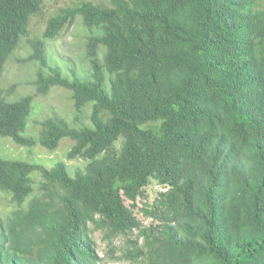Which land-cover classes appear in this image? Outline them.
<instances>
[{
  "label": "trees",
  "instance_id": "trees-1",
  "mask_svg": "<svg viewBox=\"0 0 264 264\" xmlns=\"http://www.w3.org/2000/svg\"><path fill=\"white\" fill-rule=\"evenodd\" d=\"M75 1L27 41L29 58L46 66V41L79 17L96 31L89 50L106 55L90 80L52 67L36 81L39 95L93 102L92 127L51 117L34 140V97H0V137L52 152L67 138L68 158L89 163L71 175L0 158L16 207L0 221V264H98L91 225L108 239L137 230L130 264H264V0ZM43 12L44 0H0V77ZM152 180L164 190L142 209L145 227L135 210Z\"/></svg>",
  "mask_w": 264,
  "mask_h": 264
},
{
  "label": "rangeland",
  "instance_id": "rangeland-1",
  "mask_svg": "<svg viewBox=\"0 0 264 264\" xmlns=\"http://www.w3.org/2000/svg\"><path fill=\"white\" fill-rule=\"evenodd\" d=\"M101 3L102 0H93ZM107 1V0H104ZM78 6L75 0H44V12L41 16L35 17L32 21L31 32L28 39L23 41L20 49L16 51L6 64L4 72L0 77V97L7 102H15L27 96L34 97L33 110L29 117L25 137L38 139L41 124L47 118L55 117L63 119L73 128L92 127L91 114L94 103L89 102L82 109L75 106L72 92L55 87L47 95L37 94L38 73L49 74L50 68H58L64 78L74 81H87L92 78V62L94 59L104 63L106 51L104 46H99L96 55L89 50V38L95 35L90 29L85 28L82 19L79 17L71 25L64 28L61 34L53 40L46 41L47 64L41 66L40 63L30 60L33 51L29 50L28 40L41 37L45 31L49 17L56 14L61 9ZM106 89L110 91V75L106 73ZM116 149L122 147V140L116 142ZM75 146L70 139H62L57 150L49 151L36 145L31 148L20 147L10 138L0 137V158L5 160H19L30 164L41 165L47 169H52L58 163H65L70 174L75 175L83 171L89 161L82 158L70 160L69 152ZM42 177L39 173L32 175V186L39 189ZM164 188L156 181L152 180L146 188V198L138 201L136 215L141 220L143 226L148 227L152 219L144 216L142 209L145 205L153 203L159 192ZM127 205L130 202L127 201ZM11 197L0 191V221L6 220L12 211L15 210ZM90 236L95 242L94 248L100 258L98 264H130L131 259L127 258V252L134 247L138 231L130 233L128 236L119 235L114 239H108L104 231L90 226Z\"/></svg>",
  "mask_w": 264,
  "mask_h": 264
}]
</instances>
